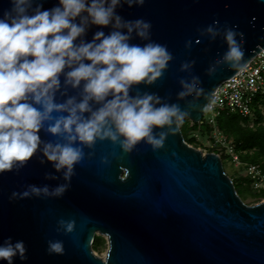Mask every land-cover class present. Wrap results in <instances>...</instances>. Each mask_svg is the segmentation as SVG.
<instances>
[{
    "label": "water",
    "instance_id": "obj_1",
    "mask_svg": "<svg viewBox=\"0 0 264 264\" xmlns=\"http://www.w3.org/2000/svg\"><path fill=\"white\" fill-rule=\"evenodd\" d=\"M56 4L43 0L44 9ZM8 7V0H0V14ZM117 12L126 20L149 21L152 40L173 55L160 79L130 94L156 93L188 111L185 119L194 123L202 121L219 86L240 71L222 64L209 76V66L227 46L222 37L210 41L199 30L213 20L236 26L243 37L244 65L264 48V0H145L143 6L124 5ZM98 30L110 31L92 26L85 41ZM131 43L144 42L133 34ZM193 60L190 71L179 70L182 62ZM193 76L199 77L203 94L179 99V80ZM78 94L68 89V96ZM66 98L57 93V102ZM40 135L45 141L55 139L43 131ZM94 151L92 159L86 156L75 167L71 186L59 199L9 201L13 191L22 192L29 184L51 190L64 183L62 172L39 162L40 153L18 173L0 174V243L7 237L23 240L28 257L23 264H264V200L246 203L221 157L191 146L180 125L155 151L141 143L126 155L107 141L97 142ZM113 153L110 165L101 164L102 156ZM46 174L57 179H45ZM60 219L74 220V231L58 233ZM96 235L108 240L104 258L92 247ZM49 240L63 241L64 254L49 255Z\"/></svg>",
    "mask_w": 264,
    "mask_h": 264
},
{
    "label": "clouds",
    "instance_id": "obj_2",
    "mask_svg": "<svg viewBox=\"0 0 264 264\" xmlns=\"http://www.w3.org/2000/svg\"><path fill=\"white\" fill-rule=\"evenodd\" d=\"M8 3L0 14V174L18 173L40 153L39 162L51 163L64 180L51 190L48 185H26L22 192L11 193L10 202L62 198L75 167L86 156H95L97 142L107 141L126 155L141 143L155 151L189 115L156 93L130 94L141 84L153 85L173 60L166 45L152 40L149 21L126 20L117 12L124 5L143 6L145 0H57L50 9L43 8V0ZM92 26L110 31L106 35L98 30L86 42ZM199 31L210 41L222 37L227 46L209 66V76L222 64L244 69L243 37L236 26L213 20ZM133 34L144 43H131ZM185 47L190 49L191 41ZM194 64L182 62L179 70L190 71ZM179 84V99L196 100L204 92L196 76ZM68 89L79 90V98L68 96ZM57 93L67 98L57 102ZM42 131L55 139L42 140ZM114 156H102L101 164L110 165ZM45 179L57 177L46 174ZM74 229V220L57 221L58 233ZM47 245L49 255L64 254L63 241L49 240ZM17 259L22 264L28 259L25 242L5 238L0 262L15 264Z\"/></svg>",
    "mask_w": 264,
    "mask_h": 264
},
{
    "label": "rangeland",
    "instance_id": "obj_3",
    "mask_svg": "<svg viewBox=\"0 0 264 264\" xmlns=\"http://www.w3.org/2000/svg\"><path fill=\"white\" fill-rule=\"evenodd\" d=\"M236 124L244 131L239 130ZM236 124L223 129L218 123L223 132V142H219L222 136L214 135L213 128L203 121L194 123L184 119L180 128L191 146L203 153L214 152L221 157L223 168L234 181L239 195L246 203L254 204L264 200V153H259L256 144L245 145L243 137L257 132L264 123L239 121ZM92 247L97 255L104 258L108 248L107 238L96 235Z\"/></svg>",
    "mask_w": 264,
    "mask_h": 264
},
{
    "label": "built area",
    "instance_id": "obj_4",
    "mask_svg": "<svg viewBox=\"0 0 264 264\" xmlns=\"http://www.w3.org/2000/svg\"><path fill=\"white\" fill-rule=\"evenodd\" d=\"M224 113L238 114L249 123H264V48L234 76L224 81L213 93L202 121L222 136L218 119ZM218 142V139H216Z\"/></svg>",
    "mask_w": 264,
    "mask_h": 264
},
{
    "label": "trees",
    "instance_id": "obj_5",
    "mask_svg": "<svg viewBox=\"0 0 264 264\" xmlns=\"http://www.w3.org/2000/svg\"><path fill=\"white\" fill-rule=\"evenodd\" d=\"M239 121H246L244 118L239 116L238 114H226L224 113L219 117L218 123L223 129H227L229 126H234ZM239 130L244 131L240 126L236 124ZM242 134V132H241ZM243 142L245 145H253L256 144L259 148V153H264V125L259 128L257 132H251L245 137H243Z\"/></svg>",
    "mask_w": 264,
    "mask_h": 264
}]
</instances>
